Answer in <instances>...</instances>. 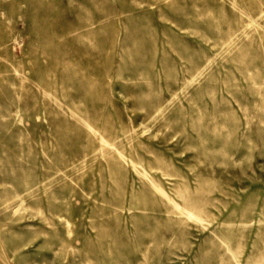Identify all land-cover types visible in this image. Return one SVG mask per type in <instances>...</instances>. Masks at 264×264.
Masks as SVG:
<instances>
[{
  "label": "rangeland",
  "instance_id": "374dc122",
  "mask_svg": "<svg viewBox=\"0 0 264 264\" xmlns=\"http://www.w3.org/2000/svg\"><path fill=\"white\" fill-rule=\"evenodd\" d=\"M0 264H264V0H0Z\"/></svg>",
  "mask_w": 264,
  "mask_h": 264
}]
</instances>
